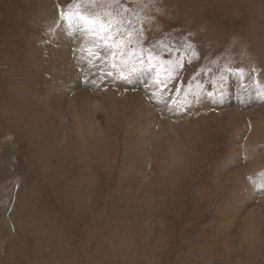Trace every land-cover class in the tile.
I'll return each instance as SVG.
<instances>
[{"label":"rangeland","instance_id":"rangeland-1","mask_svg":"<svg viewBox=\"0 0 264 264\" xmlns=\"http://www.w3.org/2000/svg\"><path fill=\"white\" fill-rule=\"evenodd\" d=\"M76 13L130 36L113 77L151 51L181 104L215 95L170 111L147 73L101 80ZM261 92L264 0H0V264H264Z\"/></svg>","mask_w":264,"mask_h":264},{"label":"snow or ice","instance_id":"snow-or-ice-1","mask_svg":"<svg viewBox=\"0 0 264 264\" xmlns=\"http://www.w3.org/2000/svg\"><path fill=\"white\" fill-rule=\"evenodd\" d=\"M61 20L68 24H80L82 28L91 32L98 41L108 48L111 52L112 62L109 63L107 58L101 60L98 59L96 64V73L101 80H105L108 78L120 79L125 82L130 81L134 75L144 72L148 74V79L145 81L147 86L146 90L150 92V95L153 99H156L158 102L165 104V107H169L170 111H186L192 107V103H199L203 96L207 95H215V93L211 92V88L215 87V85L209 83L205 90L202 91L201 95L194 96L192 99H188L186 103H180L178 97L180 95V89L176 87H170V81H178L179 74H173L172 72L164 70L163 60L167 59V57L161 58V60H156L154 62V57L149 51V55L145 58L143 53L138 58L139 67H133L132 72L129 75H117L113 77V71L109 69H115L117 66L116 63V55L117 52L120 53L121 56L124 55L123 49L126 47H132L130 36H127L124 31H121L119 27L113 28L111 21L108 20H95L91 19L88 16L76 14H61ZM131 22H129L130 24ZM141 31L146 32L147 29L142 28ZM145 41H147V36H145ZM143 47H148V44L145 43ZM185 47L193 52V60L199 58V53L195 51L196 45L194 43H186ZM174 49L169 46L168 54L169 56L172 54ZM96 53L89 52V56H95ZM91 62V61H90ZM179 67L182 69L183 64L180 63ZM202 84L203 81L201 80ZM223 83V80H221ZM220 96L224 94V88L219 89ZM264 94V92L258 93Z\"/></svg>","mask_w":264,"mask_h":264},{"label":"bare ground","instance_id":"bare-ground-1","mask_svg":"<svg viewBox=\"0 0 264 264\" xmlns=\"http://www.w3.org/2000/svg\"><path fill=\"white\" fill-rule=\"evenodd\" d=\"M30 125V124H29ZM84 135V134H83ZM80 139L85 143V145H86V150H87V153H88V155L89 156H95V155H102L100 152H99V149L93 144V145H90L91 143H89V144H87L86 143V141H87V138H86V136L84 135V136H80ZM76 140V139H75ZM80 140V141H81ZM51 145V144H50ZM81 145V144H80ZM88 146H89V148H88ZM44 152H46L45 150H44ZM46 154H48V155H50V154H52V155H57V152H55V153H46ZM57 157H58V155H57ZM88 157V156H87ZM88 159V158H87ZM87 163L89 164L90 162H83V164H84V166L83 165H81V169H82V171L80 170V171H78V175H80L79 176V181L77 182V181H73V182H75V183H69V184H67L66 185V187H65V189H64V191H63V204H64V206L65 205H67V203H66V200H65V196L67 195V193H69L68 191H70L71 189H81V191H82V188H85L86 189V180H87V170H88V168H89V166L87 165ZM63 169V168H62ZM60 171V170H59ZM90 186H91V183H90ZM90 186H89V188H90ZM88 188V189H89ZM122 189H123V187H122ZM124 194V193H123ZM137 194H139V193H137ZM125 195V194H124ZM111 206H112V208H114V206H113V204H111ZM201 247V246H200ZM258 248H260V249H263L264 248V239H261V240H258V241H256V243L253 245V247L251 248L250 247V249H252V250H254V251H257L258 250Z\"/></svg>","mask_w":264,"mask_h":264}]
</instances>
